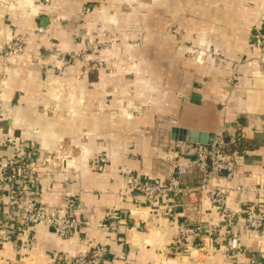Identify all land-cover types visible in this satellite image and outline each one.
Listing matches in <instances>:
<instances>
[{"label": "crops", "instance_id": "crops-1", "mask_svg": "<svg viewBox=\"0 0 264 264\" xmlns=\"http://www.w3.org/2000/svg\"><path fill=\"white\" fill-rule=\"evenodd\" d=\"M257 33L264 36V0H0V54L16 38L25 47L13 64L0 62V165L31 144L38 163L48 161L40 169L43 205L60 207L67 197L80 205L76 236L63 239L40 224L30 231L31 250L8 242L0 264H52L62 253H87L93 242L107 250L101 264L264 259V229L255 233L240 216L226 229L207 197L180 195L172 222L165 208L137 205L128 190L132 181L162 184L177 168L186 170L185 186L197 187L203 177L189 143L173 141L172 130L213 132L243 158L231 181L210 173L208 183L230 188L234 211L256 203L264 213ZM72 53L81 59L72 63ZM112 211L122 218L100 228ZM177 223L207 230L201 246L170 257ZM232 235L236 251L228 247Z\"/></svg>", "mask_w": 264, "mask_h": 264}, {"label": "built area", "instance_id": "built-area-1", "mask_svg": "<svg viewBox=\"0 0 264 264\" xmlns=\"http://www.w3.org/2000/svg\"><path fill=\"white\" fill-rule=\"evenodd\" d=\"M89 8L84 12L88 13ZM255 43L264 49V36L255 34ZM24 42L21 38L9 41L4 51L0 54V62L4 65H11L18 57L25 54ZM83 57L87 54L84 52ZM82 55L70 54L72 63L81 59ZM92 60L86 62V70L91 66ZM86 70L84 73H86ZM215 146L202 144H188V150L194 155L193 166L202 174V181L197 187H188L181 182L182 176L186 173L184 168H177L175 173L162 184H147L132 181L128 185L129 195L137 205H144L151 209L165 208L167 217L174 222L173 204L180 195L193 193L201 197H207L214 207L220 223L226 229L232 228L235 220L240 216L245 226L252 231L259 232L264 229V213L257 207L256 203L245 204L239 212L234 211L226 202L230 188L226 186H215L209 184L207 177L210 173L219 175L224 181L233 179L236 163L243 158L242 153L236 147L232 151L225 149L221 137ZM37 149L31 144L19 147L18 151L11 155L7 163L0 165V260L1 251L6 243H14L18 249L21 247L30 251L35 238L30 231L38 225L50 228L54 233L63 239H69L77 235L80 222L76 217V210L79 203L75 199L67 197L60 207L47 209L40 200L42 195L39 189L42 172L40 169L47 168V160L38 163L36 159ZM39 164V165H37ZM54 169L61 171L63 167L54 162ZM48 171V170H46ZM235 190H245L244 186L233 185ZM248 191L260 195L262 191L253 187L246 188ZM121 215L112 211L108 219L102 221L99 227L105 229L108 224L117 223ZM207 226L198 223L189 226L185 223H177V235L171 242L168 256L176 257L183 255L192 247H199ZM227 233H229L227 231ZM19 241V243H18ZM240 243L238 237L231 236L229 249L236 251ZM201 248V247H200ZM107 254L106 248L100 243H90L87 253L70 255L62 253L55 257L52 264H101ZM237 253H234L236 255ZM7 264V263H6ZM234 264H264V259L258 256L251 257L246 263Z\"/></svg>", "mask_w": 264, "mask_h": 264}, {"label": "water", "instance_id": "water-1", "mask_svg": "<svg viewBox=\"0 0 264 264\" xmlns=\"http://www.w3.org/2000/svg\"><path fill=\"white\" fill-rule=\"evenodd\" d=\"M194 102L198 103V97H194ZM171 138L173 141L187 142L189 144L216 145V135L213 132L174 128Z\"/></svg>", "mask_w": 264, "mask_h": 264}, {"label": "trees", "instance_id": "trees-1", "mask_svg": "<svg viewBox=\"0 0 264 264\" xmlns=\"http://www.w3.org/2000/svg\"><path fill=\"white\" fill-rule=\"evenodd\" d=\"M238 144H240V142H238ZM224 145H225V149L229 151L228 146H227L226 144H224ZM229 146H230V145H229ZM233 149H234V147H233Z\"/></svg>", "mask_w": 264, "mask_h": 264}]
</instances>
